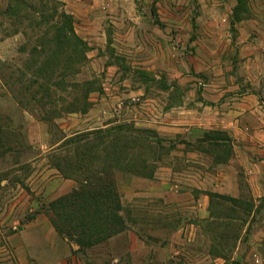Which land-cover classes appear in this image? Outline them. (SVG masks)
<instances>
[{
  "label": "rangeland",
  "instance_id": "374dc122",
  "mask_svg": "<svg viewBox=\"0 0 264 264\" xmlns=\"http://www.w3.org/2000/svg\"><path fill=\"white\" fill-rule=\"evenodd\" d=\"M23 1L25 3L0 0V113L12 116L14 127L19 122L24 123L30 143L44 137L48 138L52 148L47 143H31L36 153L32 148L27 152L23 149L15 152L19 146L14 141L3 138L0 144V264H264L263 184L251 185L242 172L241 190L234 197L236 199L215 197L214 209L208 215L201 209L196 192L187 195L180 187L181 199H175L177 193L156 191L160 187L159 181L145 180L159 175L157 171L162 164L176 161L179 166L190 165L192 162L186 159L193 158L190 151L196 149L203 152L200 157L205 164L200 166L212 171V155L217 159L232 153L226 144H165L152 129L135 127L128 121L122 123L125 128L119 131L120 138L138 140L125 151L131 159L130 167L136 171L139 166L140 171H149L152 177L117 172L115 180L123 206L121 214L126 217L129 230L84 252H73L77 245L60 235L54 243L52 229L46 221L37 219L41 213L51 222L48 203L64 194L54 198L46 183L42 189L44 182L38 183L39 188L31 189L33 181L37 183V174L47 164L51 165L48 154L58 151L62 143L58 141L63 134L68 138L119 125L97 128L82 120V112L64 111L76 96L82 94L80 88L85 89L88 82L97 88L89 93L92 103L96 92L104 86L114 93L141 89L145 95L159 97L168 103L184 95L189 102L188 98H192L189 90L202 88L208 77L203 72L195 73V56L210 47L216 50L217 57L220 53L226 62L223 66H229L226 71L228 82L239 78L243 85L241 91L249 88V91L259 93L264 103V0H229L231 9L225 6L223 11L218 7L205 14L198 13L197 0H180L178 14L159 12L157 0H136L135 7L141 13L139 21L154 25L160 18L166 25L172 24L160 32L151 30V33L163 39L165 45L173 44L182 63L167 54L160 59L156 54L159 43L150 42L155 39L148 41L144 35L141 46L121 43L122 46L117 47L112 44L121 39L118 32L112 31V26H116L114 16L119 10L127 15L133 6L131 0H90V5L95 8L93 12H88L81 0ZM63 13L87 45L86 60L81 64L78 60L73 62V69L68 64L74 53L71 45L66 41L58 44L61 37L56 27L70 25L62 17ZM173 24H180V27L175 29ZM101 25L108 30L106 41L101 34ZM203 60H207H200L206 66ZM38 65H43L52 75L50 85L60 84L57 87L54 83L55 87H52L57 102L48 106L51 110L47 113L50 116L48 122L40 119L46 113L41 106L35 105L31 111L22 110L12 98L17 95L18 86L20 88L14 77L23 78L25 82V77H31L32 70ZM195 75L200 76V85L195 84L198 81ZM11 86L17 90L13 91ZM126 99L130 101L127 105H134L132 97ZM8 130L10 137L11 133L16 136L18 127ZM9 146L13 151L3 153ZM253 150H249V154L256 159L258 153ZM45 156L47 158L43 159ZM239 169L244 171L245 168ZM133 176L140 180L137 181L139 188L147 182L146 191L127 187ZM16 177L24 185L18 183ZM210 177L203 174L206 186L211 182ZM185 182L189 181L182 180L183 185L188 186ZM32 214H36L35 217L27 220L26 217ZM35 248L39 252L36 255Z\"/></svg>",
  "mask_w": 264,
  "mask_h": 264
},
{
  "label": "crops",
  "instance_id": "0c3cea01",
  "mask_svg": "<svg viewBox=\"0 0 264 264\" xmlns=\"http://www.w3.org/2000/svg\"><path fill=\"white\" fill-rule=\"evenodd\" d=\"M131 2L133 6L130 7L127 15H125V11L119 10L114 16L113 22L116 26H112V31L118 32L117 34L121 39H119L120 42H113L112 44L117 47H121V43L141 46V38L144 35L148 41L155 39L150 42L159 43L156 54L160 56V59H164V55L167 54L175 56L176 62L180 61L182 63L183 59L173 44L165 45L163 39L151 33V30L160 32L167 29V25L172 24L166 25L160 18L161 24L155 22L153 25L143 20L139 21L141 13L135 7L136 0H131ZM229 2V0H213V2L211 0H197L198 13L205 14V11L218 7L224 11L225 6L231 9L232 6ZM81 3L87 6L88 12H93V9H95L93 5H90V0H81ZM156 3L159 6V12L164 10L165 12L170 11L178 14L181 9L180 0H157ZM119 16L125 17L120 18ZM173 26L178 29L180 24H173ZM100 30L106 41L107 28L101 25ZM217 55L218 57L216 56V50L209 47L206 52L200 51L195 56L196 61L193 64L195 73L203 72L208 77L203 81L202 88L194 87L189 90L192 95V98L187 97L190 99L189 102L184 99V95H180L179 100L168 103L159 97L145 95V92H142L141 89H132L131 92H128L129 89H123V91L114 93L108 86H104L92 98L93 104L90 109L81 114L83 121H87V123L93 124L97 128H106L128 121L135 127L152 129L161 137L163 143L176 144V146L186 144L185 142H190V144L219 142L224 146L219 139L223 137V143H227L226 145L231 147L232 153L219 156L217 159H214L212 155V171L205 170L200 166L205 164L200 157L203 152L196 149L194 152L190 151L193 158L186 159V161L192 162L190 165L179 166L176 161L173 164H162L157 171L159 175L152 179L145 178L148 181H159L160 187L156 190L159 193L164 194L169 191L177 193L175 199H181L180 187L185 189L183 192L187 195L196 192V199L201 201V209L209 213L208 215H210L211 204L208 192L225 194L231 197L238 196L241 190L240 178L242 172L245 173V177L251 185L257 183L264 185V103H262L259 93L251 92L249 88L241 91L242 82L239 78L231 80L230 83L228 82L226 71H228L229 66H223L226 62L223 61L220 53H217ZM202 58L207 60L206 62L203 60L206 66L201 64L200 60ZM111 66L114 67V64ZM111 66H108V68H112ZM195 78L199 81H196L195 84L200 85V76L195 75ZM245 81L247 83V80ZM231 91L233 92L231 93ZM127 97H132L135 101L134 105H127L130 103L126 99ZM219 135L221 136L219 137ZM48 142V138L43 137L32 140L31 143L42 145L44 143L48 144ZM48 145L50 146V144ZM253 149L258 153L256 159L249 154V150ZM45 158L47 157L45 156L43 159ZM241 167L245 168L244 171L239 169ZM204 173L211 176V182L208 186L204 183L206 179L202 180ZM183 179L189 181L185 182L188 186L183 185ZM36 180L37 183L33 181L31 189L39 188L38 183L42 184L44 182L42 189H44L46 183L47 189L51 192L49 194H54V198L70 192L76 186L73 179L65 178L56 167L50 164H47L37 174ZM137 181L133 176L131 179L129 178L126 185L129 189L146 191L147 182H143V188H139L137 183L140 180ZM149 185L151 187V184ZM149 189L151 190V188ZM37 219L47 222V226L52 229L50 231L53 235V241L54 243L57 242L59 234L57 235L53 224L52 228L50 226L51 222L41 213L37 215ZM34 250V255L39 253L36 248ZM48 253L50 254L51 250ZM72 258L75 262L76 257L73 256Z\"/></svg>",
  "mask_w": 264,
  "mask_h": 264
},
{
  "label": "trees",
  "instance_id": "16d2710c",
  "mask_svg": "<svg viewBox=\"0 0 264 264\" xmlns=\"http://www.w3.org/2000/svg\"><path fill=\"white\" fill-rule=\"evenodd\" d=\"M17 1L25 3L23 0ZM62 17L67 19L70 25H58L56 27L61 37L58 44L66 41L71 45L74 53L70 55V63L68 64L73 69L75 64L73 62L78 60L77 63L81 64L86 60L84 51L87 49V45L74 31L68 16L63 13ZM156 23L161 24L159 19ZM25 78L26 81L24 82L23 78L17 77L16 79L14 77L16 85L20 84V88L18 86L17 90L11 86L13 91H18L17 95L12 96V98H15L14 101L22 110L31 111L35 109V105L41 106L46 113L40 116V119L48 122L50 116L47 113L51 111L48 106L55 105L57 102L54 94H52V87H55V84L60 87V84L56 82L52 85L49 84L52 75L43 65H38L35 70H32L31 77ZM13 85L16 86L14 83ZM96 89L95 86L91 87V83L88 82L85 89L80 88L83 91L82 94L76 96L73 103L66 106L64 111L67 113L77 111L86 113L93 104L89 100V93ZM14 122L12 116L0 113V144L5 138L8 142L14 141L19 146L18 149L14 150L15 152L22 151L21 149L27 152L32 148L36 153L35 147L29 142L24 131V123L19 122L16 136L11 133L10 137L8 129L10 127L17 129L14 127ZM123 128H125L124 124H119L112 129L77 133L68 138L63 134L58 141L62 142L58 151L48 154L51 165L56 167L65 177L72 178L76 182V186L70 192L48 203V215L60 237L71 240L77 245L73 252H84L129 230L127 219L121 214L123 206L116 189L115 177L117 172L123 171L152 177L151 172H143L144 168L143 171H140L141 168L137 166V170L133 171V168L130 167L131 159H128V153L125 151L131 148L136 138L128 141L122 140L119 131ZM219 139L224 146L227 144L223 143V137ZM185 143L190 144V142ZM215 144L221 145L219 142H215ZM9 151H13L11 146L3 150V153ZM16 181L24 185L18 177H16ZM208 194L211 199L210 212L214 209L215 197L223 196L236 199L214 192H208ZM35 215L32 214L26 218L29 220ZM236 264L239 263L236 262Z\"/></svg>",
  "mask_w": 264,
  "mask_h": 264
}]
</instances>
